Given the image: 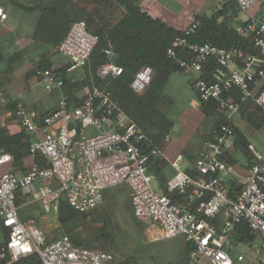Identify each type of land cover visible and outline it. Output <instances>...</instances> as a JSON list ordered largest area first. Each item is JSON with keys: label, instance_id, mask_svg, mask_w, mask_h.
I'll list each match as a JSON object with an SVG mask.
<instances>
[{"label": "built area", "instance_id": "obj_1", "mask_svg": "<svg viewBox=\"0 0 264 264\" xmlns=\"http://www.w3.org/2000/svg\"><path fill=\"white\" fill-rule=\"evenodd\" d=\"M257 0H235L240 12L248 11ZM7 18L0 6V23ZM199 21L183 28L166 55L175 58L179 67L195 74L193 88L202 102L214 101L221 112L234 113L252 102L264 113V10L261 18L249 17L234 27L240 36H250L259 54L238 47L225 48L211 42L191 40ZM98 37L78 20L69 26L58 46L69 60V67L89 66L90 55ZM108 60L94 71L96 78L116 77L122 68L114 63L110 47L104 49ZM179 55H182L180 57ZM215 64L209 79L201 77L204 67ZM45 90L60 89L62 81L51 69L36 70ZM153 71L139 69L131 88L141 93L150 83ZM7 103L0 93V106ZM14 117L31 134L40 133L28 146L33 162L21 176L0 172V264H18L30 256L38 264H112L113 255L104 250L74 244L62 234L47 241L44 231L34 223L23 224L17 212L16 192L33 194L46 214L57 211L60 198L78 212L98 205L104 191L125 184L130 189L133 217L146 224L155 239L181 236L193 246L190 264H234L243 260L238 251L244 243L237 239L239 228L260 237L253 261L264 264V152L247 145L252 161L239 191L231 196L227 181L235 173L233 164L223 159L226 143L234 135L228 123L210 131L193 163L195 176L180 168L178 155L171 165L174 173L166 179L168 193L182 196L172 199L152 188L154 175L149 167L160 149L149 143L143 130L117 110L107 93L93 83L80 104L70 106L61 96L51 112L39 116L17 103ZM92 130L88 132L87 130ZM164 141L169 140L165 135ZM146 143L147 149H142ZM0 156V164L9 160Z\"/></svg>", "mask_w": 264, "mask_h": 264}, {"label": "crops", "instance_id": "obj_2", "mask_svg": "<svg viewBox=\"0 0 264 264\" xmlns=\"http://www.w3.org/2000/svg\"><path fill=\"white\" fill-rule=\"evenodd\" d=\"M110 2L113 4L111 19L117 22L125 15V6L116 0L107 1ZM135 3L151 18L159 19L178 30L215 11H221L218 21H227L235 27L245 23L249 17L261 18L264 10V0H257L246 12L239 11L235 0H136ZM80 4L86 11L89 9V0H81ZM100 5L102 7V4ZM0 6L7 14V18L0 23V93L7 100L4 106H0V156L6 154L10 156L9 160L0 164V172H11L21 176L38 159L29 155L28 146L41 134H31L22 127L13 115L16 104L21 103L25 110L34 111L41 117L56 108L61 96L67 98L70 106L80 103L90 87L86 80L85 68L83 66L70 68L68 58L58 50L69 26L66 16L60 15V12H64L59 9L60 7H55L52 0H0ZM103 9L106 7L103 6ZM46 68L53 71L62 70L66 84L60 89L45 90L35 72ZM194 75L184 70L172 73L164 85L157 105L166 116L172 112L173 105H177L179 114L175 118L177 127L174 126V130L171 128L168 141L163 140L160 146H157L160 154L150 165L154 177L156 166L162 168L165 181L174 173L171 162L178 155L182 157L180 161L182 170L187 173L194 172L193 163L197 153L204 141L210 137L213 118L205 135L196 145L182 146L172 140L174 135L176 137L180 135L181 129L178 126L180 118L185 113L186 104L193 105L204 116L200 100L193 88ZM181 96H184L185 103ZM245 105L234 113L223 112V118H226L235 130L223 152V159L235 167L234 175L227 181L231 196L242 187L252 161L247 145L252 144L256 150L264 152V115L252 102ZM127 194L130 197L129 187ZM16 204L17 212L23 209L30 213L26 218L28 223L38 225L44 231L47 241L60 236L58 222L53 228L49 227L50 214L41 210L33 194L17 191ZM53 215L56 216V212ZM253 242L254 239L242 243L249 246ZM258 246L255 254L258 252Z\"/></svg>", "mask_w": 264, "mask_h": 264}, {"label": "trees", "instance_id": "obj_3", "mask_svg": "<svg viewBox=\"0 0 264 264\" xmlns=\"http://www.w3.org/2000/svg\"><path fill=\"white\" fill-rule=\"evenodd\" d=\"M80 1L52 0V3L56 5L55 7H60L59 9L64 11L60 12V15L62 17L66 16L69 26L75 21L83 20L86 23L87 30L98 37V41L90 55V65L83 66L87 73L86 80L89 87L91 88L94 83L99 90L107 93L116 104L117 110L124 113L127 119L143 130L149 139V143L152 146H160L173 124L166 115L162 114L157 105L170 75L183 70L179 67L175 58L166 55V49L182 30L175 29L159 19L151 18L136 5V0H116L118 3L124 4L126 9L125 15L117 22L111 19L113 4L111 2L107 3L109 0H89L87 11L81 7ZM100 4H102V7H100ZM103 6L106 9H103ZM219 13L221 11H215L197 18L196 20L199 21L198 31L191 40L199 43L211 42L225 48L238 47L245 52L259 54L258 50L254 48L250 36H240L227 21H218ZM69 26L66 31H68ZM108 47L114 50L116 57L112 61L122 68V73L116 77L96 78L94 76L95 69L108 60L104 54V49ZM179 56L182 57V55ZM144 66H149L153 71V75L144 91L135 93L131 88V83L135 73ZM214 68L215 64L211 63L204 67L200 76L209 79L208 75ZM54 71L61 79L63 87L66 84L63 71L58 69H54ZM80 103H74L72 106ZM200 105L204 116L214 119L212 128L221 123H228L234 130L233 125L226 118H223V112L218 110L216 102L200 101ZM262 114L264 115L263 112ZM141 145L142 149H147L146 143H141ZM38 159V162H36L43 164L42 159ZM150 167L149 170L151 171ZM154 172L160 182V190L172 199L182 201V196L166 191L162 168L157 165ZM189 174L195 176V172ZM87 215L89 213L74 210L64 198H60L56 211L60 226L65 227L75 224ZM238 231L237 239L240 242H251L255 238V234L250 232L244 225ZM102 236L104 237L105 233ZM71 240L74 244L81 245L73 237ZM84 246L92 249L100 247L104 251L110 250L109 247H102L97 241L85 243ZM192 248V245L184 242V259L181 264H186L185 260L189 259ZM128 263V259L116 260L113 255L112 264ZM18 264H38V259L35 256H30Z\"/></svg>", "mask_w": 264, "mask_h": 264}, {"label": "rangeland", "instance_id": "obj_4", "mask_svg": "<svg viewBox=\"0 0 264 264\" xmlns=\"http://www.w3.org/2000/svg\"><path fill=\"white\" fill-rule=\"evenodd\" d=\"M183 98L184 96H181V100L185 103ZM173 106L172 112L167 117L172 121L174 130L177 127L175 118L179 114L178 106ZM184 108L185 113L180 118L178 126L181 129L180 135L178 137L174 135L172 140L182 146L189 144L192 147L199 143L205 135L211 118L203 116L191 104H186ZM168 135L170 134L168 133ZM180 168L182 169L181 165ZM159 184L158 178L154 177L151 180L152 188L163 193ZM127 193L128 186L125 184L106 189L102 201L86 212L89 213L87 217L65 227L58 223L61 229L59 234H67L81 245L97 241L102 247H109L110 250L105 251L113 254L116 260L128 259V264H181L184 259L183 244L186 242L185 239L177 236L154 240L153 235L147 230L146 224L133 217L130 197ZM18 214L20 221L28 225L29 221L26 218L30 213L20 209ZM57 222V217L53 213L50 214L49 227L53 228ZM259 242L260 237L255 235L252 244L241 245L238 251L244 253L245 257L240 261L234 260V264H255L253 258ZM97 249L102 250L100 247ZM185 261L186 264H190L188 258Z\"/></svg>", "mask_w": 264, "mask_h": 264}]
</instances>
